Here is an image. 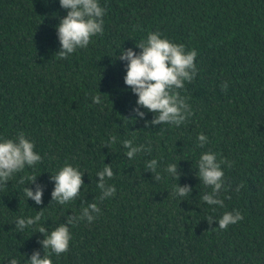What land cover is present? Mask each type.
Returning <instances> with one entry per match:
<instances>
[{"label":"trees","instance_id":"1","mask_svg":"<svg viewBox=\"0 0 264 264\" xmlns=\"http://www.w3.org/2000/svg\"><path fill=\"white\" fill-rule=\"evenodd\" d=\"M98 2L106 9L103 34L62 60L56 27L67 11L59 0H0V142L23 133L42 157L0 185V264L13 258L27 264L34 250L42 258L37 228L51 232L80 214V198L50 204V177L66 163L84 174L81 196L100 214L70 226L69 249L53 254V264H264V0ZM157 31L197 52V74L178 90L193 114L179 127L146 128L153 114L145 109V119L135 117L138 97L118 59L122 49L139 53L135 44ZM100 93L96 105L92 98ZM200 134L208 137L203 148ZM124 140L151 151L128 159ZM205 152L232 163L221 165L223 207L201 198L211 191L196 176ZM153 159L158 182L146 167ZM173 163L179 181L165 171ZM104 165L112 167L107 184L116 193L100 201L96 174ZM32 176L44 186L42 205L24 194L35 189ZM177 183L191 186L190 197L175 195ZM41 210L37 225L15 228ZM235 211L244 217L237 224L209 227V216L218 221Z\"/></svg>","mask_w":264,"mask_h":264},{"label":"clouds","instance_id":"2","mask_svg":"<svg viewBox=\"0 0 264 264\" xmlns=\"http://www.w3.org/2000/svg\"><path fill=\"white\" fill-rule=\"evenodd\" d=\"M59 3L61 8L67 11V15L60 19L56 27L60 45L56 55L63 60L77 49L87 48L92 37L103 34V17L106 15V9L100 6L98 0H59ZM135 47L141 51L137 53L131 48L122 49L118 57L126 67L124 83L132 94L138 97L136 107L133 109L135 117L145 119L146 112L141 111L145 109L153 114L151 121L145 120L146 128L163 124L181 126L193 113L178 90L184 88L185 82L191 83L194 80L197 74L194 63L197 52L195 50L186 52L185 45L171 43L166 38H162V34L158 31L149 33L146 40H141L139 44H135ZM227 88V82L221 85L222 91H226ZM102 95L100 93L94 96L93 103L101 105ZM116 139L115 136H111L109 143L114 144ZM197 139L199 148H203L208 142V137L204 134H200ZM122 144L127 149L125 155L128 159L134 158L142 151H151L150 147L144 145L134 146L131 140H124ZM34 147V144L26 139L23 133L18 134L15 140L0 142V185H6L14 174L23 171L26 166L31 168L42 161V157L34 151ZM222 164H227L229 168L232 167L231 162L224 158L218 161L217 155L211 152L203 153L197 162V178L204 186L211 189L201 197L202 201L209 206H224V200L220 198L221 190L224 189ZM157 165L158 161L155 159L146 164L149 172L154 174L155 182L162 179V175L157 172ZM165 171L177 181L182 174L178 169V164L175 163L169 164ZM83 175L77 168L67 163L57 174L51 175L50 180L54 182V190L51 192L50 204L55 202L65 205L80 198V214L67 216L66 223L60 224L51 232L46 227L39 226L37 233L42 234L44 238L37 242L43 248V257L41 258L40 251L34 250L27 259V264H53L51 259L53 254L60 257L69 249L70 226H75L83 220L92 223L100 214L97 203H87L85 196H81V188L84 186ZM96 175V186L101 192L100 201L113 197L116 188L114 185L107 184V180L114 176L111 165H104L103 170ZM29 179L30 184L35 185V189L25 187L24 194L36 205H42L44 186L36 183V176ZM20 183H24L23 178ZM241 187L243 185L238 186L236 191L239 192ZM191 192V186L187 184L181 187L177 183L174 189L175 195L179 197H190ZM42 216L43 210L37 212L35 217L20 218L15 222V228L23 231L27 227L37 225ZM243 219V215L235 211L224 213L218 221L209 216L207 222L209 227L215 222L219 230H227L230 225H235ZM9 264H19V262L13 258Z\"/></svg>","mask_w":264,"mask_h":264}]
</instances>
